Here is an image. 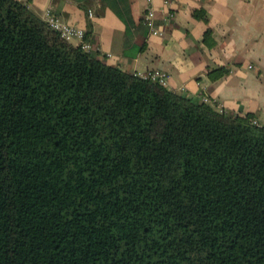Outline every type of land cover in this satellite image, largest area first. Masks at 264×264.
Instances as JSON below:
<instances>
[{"label":"trees","instance_id":"16d2710c","mask_svg":"<svg viewBox=\"0 0 264 264\" xmlns=\"http://www.w3.org/2000/svg\"><path fill=\"white\" fill-rule=\"evenodd\" d=\"M84 42L0 0V264H264V125Z\"/></svg>","mask_w":264,"mask_h":264},{"label":"crops","instance_id":"0c3cea01","mask_svg":"<svg viewBox=\"0 0 264 264\" xmlns=\"http://www.w3.org/2000/svg\"><path fill=\"white\" fill-rule=\"evenodd\" d=\"M40 18L48 11L62 25L91 32L96 50L111 66L139 74L160 70L167 87L195 102L209 99L217 109L250 113L264 125V0H128L132 26L95 2L88 11L74 0H18ZM151 5L161 35L144 22ZM174 13L165 24L166 11ZM202 11L206 19L194 16ZM206 32H210L205 42ZM80 45L79 39L70 41ZM223 76L212 78L214 70Z\"/></svg>","mask_w":264,"mask_h":264},{"label":"built area","instance_id":"2783aa9c","mask_svg":"<svg viewBox=\"0 0 264 264\" xmlns=\"http://www.w3.org/2000/svg\"><path fill=\"white\" fill-rule=\"evenodd\" d=\"M150 1V0H149ZM175 0H166V3L170 5ZM174 13L172 11L167 10L166 15L164 18L165 24H169L170 21L173 19ZM145 23L147 27L150 29V33L153 35H161L162 32L159 30V27L156 24V11L152 8L151 5L148 6L146 12H145ZM48 24H50L51 27L56 29L60 32L62 37H64L66 40L71 41L73 39H79L80 44L82 45L83 49L89 51L91 49L90 43L84 42L85 32L81 29H77L73 26L69 25H62L58 23L56 18L51 14L50 11L46 13L45 19ZM141 78L145 80H150L153 82H157L159 84L167 86V75L163 71L160 70H154V71H148L146 73H139L137 74ZM204 102L214 105L213 101H210L209 99H204Z\"/></svg>","mask_w":264,"mask_h":264}]
</instances>
